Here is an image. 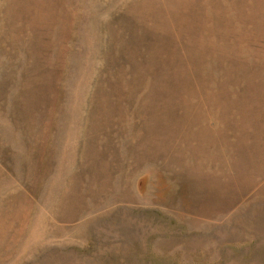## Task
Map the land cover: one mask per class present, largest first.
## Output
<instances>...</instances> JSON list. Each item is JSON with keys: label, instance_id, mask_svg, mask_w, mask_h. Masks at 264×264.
<instances>
[{"label": "rangeland", "instance_id": "obj_1", "mask_svg": "<svg viewBox=\"0 0 264 264\" xmlns=\"http://www.w3.org/2000/svg\"><path fill=\"white\" fill-rule=\"evenodd\" d=\"M0 264H264V0H0Z\"/></svg>", "mask_w": 264, "mask_h": 264}]
</instances>
